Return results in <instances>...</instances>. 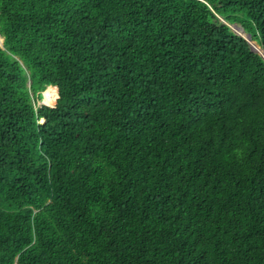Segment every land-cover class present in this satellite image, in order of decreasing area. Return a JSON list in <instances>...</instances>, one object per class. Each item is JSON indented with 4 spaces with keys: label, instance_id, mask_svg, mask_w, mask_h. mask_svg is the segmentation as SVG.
Instances as JSON below:
<instances>
[{
    "label": "trees",
    "instance_id": "obj_1",
    "mask_svg": "<svg viewBox=\"0 0 264 264\" xmlns=\"http://www.w3.org/2000/svg\"><path fill=\"white\" fill-rule=\"evenodd\" d=\"M226 22L264 53V0H0V264H264V57Z\"/></svg>",
    "mask_w": 264,
    "mask_h": 264
},
{
    "label": "bare ground",
    "instance_id": "obj_2",
    "mask_svg": "<svg viewBox=\"0 0 264 264\" xmlns=\"http://www.w3.org/2000/svg\"><path fill=\"white\" fill-rule=\"evenodd\" d=\"M243 29V28H242ZM243 31V30H242ZM239 32V31H238ZM246 36V35H245ZM2 40V39H1ZM53 86L48 85L44 90L41 91L42 97H41V102L45 103L47 99H50L51 96H53V91H52Z\"/></svg>",
    "mask_w": 264,
    "mask_h": 264
},
{
    "label": "water",
    "instance_id": "obj_3",
    "mask_svg": "<svg viewBox=\"0 0 264 264\" xmlns=\"http://www.w3.org/2000/svg\"><path fill=\"white\" fill-rule=\"evenodd\" d=\"M226 23H227V22H226ZM227 24H228V25H229V26H230L235 32H237L239 35H241L242 37H244V38L250 43L252 49L258 51V52L264 57V53H262L260 50H258L257 48H255V47L253 46V44H252V42H251V39H250L248 33H247L246 36H245L244 34L238 32L237 27L234 26L235 24H229V23H227Z\"/></svg>",
    "mask_w": 264,
    "mask_h": 264
},
{
    "label": "rangeland",
    "instance_id": "obj_4",
    "mask_svg": "<svg viewBox=\"0 0 264 264\" xmlns=\"http://www.w3.org/2000/svg\"><path fill=\"white\" fill-rule=\"evenodd\" d=\"M52 91H53V88H52ZM53 97H54V93H53V96L50 97V99H52ZM50 99H47L45 101V103L48 102V101H50ZM36 105H47V104L42 103L41 102V99H39L38 101H36ZM47 106H49V105H47ZM49 107H51V106H49Z\"/></svg>",
    "mask_w": 264,
    "mask_h": 264
}]
</instances>
